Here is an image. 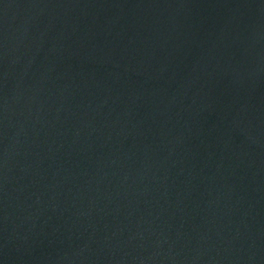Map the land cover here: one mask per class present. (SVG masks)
<instances>
[{
    "label": "water",
    "instance_id": "water-1",
    "mask_svg": "<svg viewBox=\"0 0 264 264\" xmlns=\"http://www.w3.org/2000/svg\"><path fill=\"white\" fill-rule=\"evenodd\" d=\"M0 264H264V0H0Z\"/></svg>",
    "mask_w": 264,
    "mask_h": 264
}]
</instances>
